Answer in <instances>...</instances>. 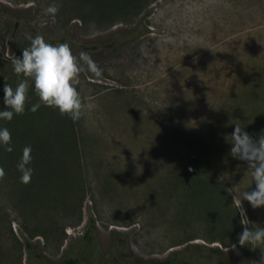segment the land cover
Here are the masks:
<instances>
[{
    "label": "rangeland",
    "instance_id": "374dc122",
    "mask_svg": "<svg viewBox=\"0 0 264 264\" xmlns=\"http://www.w3.org/2000/svg\"><path fill=\"white\" fill-rule=\"evenodd\" d=\"M52 3L55 18L43 12ZM0 19V108L3 84L24 78L12 58L36 34L103 70L79 75L93 105L79 121L44 105L0 121L13 144L0 147V264H150L187 243L238 264L246 245L230 244L245 225L228 189L255 184L229 136L236 123L264 130V0H0ZM139 24L117 54L81 47ZM25 145L28 183L16 168ZM241 207L247 227H264V208ZM262 255L250 248L246 264Z\"/></svg>",
    "mask_w": 264,
    "mask_h": 264
},
{
    "label": "clouds",
    "instance_id": "9594fccd",
    "mask_svg": "<svg viewBox=\"0 0 264 264\" xmlns=\"http://www.w3.org/2000/svg\"><path fill=\"white\" fill-rule=\"evenodd\" d=\"M43 12L55 18L58 7L52 3L44 8ZM29 40V45L22 49L21 54L12 58L13 72L24 78L19 79L15 87L9 83L3 84L4 107L0 108V121H11L14 116L23 114L26 107L28 111L35 113L41 105L58 110L61 115L67 116L73 122L81 120L93 105L85 101L76 86L79 75L89 71L99 78L103 70L88 53L81 51L79 55L74 54L67 42L53 44L42 34L29 37ZM30 88L39 98L36 103H28ZM229 137L230 154L246 162L252 182L255 184L251 191L248 189L239 191L240 183L228 189L229 193L233 194V202L239 204L240 223L245 225L238 235L237 243L240 246L260 249L264 253V227L259 224L247 227L250 221L247 219L245 209L241 207L242 201L246 200L254 209L264 208V130L258 136H254L245 126L236 123ZM0 147L6 152L13 151L11 133L2 125ZM31 153V145H25L16 164L22 183H28L33 175ZM4 174V168L0 167V177ZM237 243H231L230 247L235 250ZM258 264H264V255Z\"/></svg>",
    "mask_w": 264,
    "mask_h": 264
},
{
    "label": "trees",
    "instance_id": "16d2710c",
    "mask_svg": "<svg viewBox=\"0 0 264 264\" xmlns=\"http://www.w3.org/2000/svg\"><path fill=\"white\" fill-rule=\"evenodd\" d=\"M5 16L10 19L13 18L9 10L5 11ZM19 26L20 22L15 21V27L18 28ZM140 27L141 25L139 24L131 33H125L120 31L112 33L110 37L105 41L102 47H98L96 45L88 46L86 44H82L81 47L85 50H109L111 54H117L119 48L125 40V37L127 38V36L129 37L131 36V34L137 32L141 35V33H139ZM201 176L205 178V180H208L210 179L211 175L207 172L205 173L204 171ZM120 237L123 238V247H126L127 249V236L120 235ZM237 241L238 240H233L232 242L235 243ZM250 248L251 247L246 246L244 250H242L237 259L238 264H246L248 262ZM222 256H225V254L217 247H208L187 243L182 250L178 252H172L167 259L155 261L150 264H218V261ZM65 264H78V261L76 259L71 258L66 260Z\"/></svg>",
    "mask_w": 264,
    "mask_h": 264
}]
</instances>
